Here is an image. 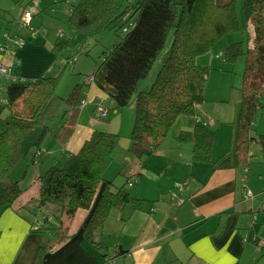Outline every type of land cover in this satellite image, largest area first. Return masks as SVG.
I'll use <instances>...</instances> for the list:
<instances>
[{
	"label": "trees",
	"instance_id": "obj_1",
	"mask_svg": "<svg viewBox=\"0 0 264 264\" xmlns=\"http://www.w3.org/2000/svg\"><path fill=\"white\" fill-rule=\"evenodd\" d=\"M66 3L67 22L81 35L77 44L82 49L96 43L104 31L122 27L123 37L102 52L92 82L113 100L115 108L135 103L131 150L145 158L156 151L180 115L193 113L195 106L203 102L209 71L207 66L198 65L196 58L212 50L227 34L241 29L237 0L225 3L216 0H71ZM242 10L245 23L249 21L252 26L253 37L246 51L236 161L238 156L240 161L246 158L247 143L253 141L248 137L249 128L264 102V0H243ZM59 40L61 38L54 44L58 51L72 50L70 39ZM239 45L240 42L226 48V61L233 62L243 54ZM156 62L161 66L151 87L144 90L141 85ZM56 85V77L41 76L28 81L21 94L6 104L9 115L0 133V209L11 208L22 195L21 177L15 176L17 168L25 156L36 165L41 156L40 146L48 133H53L44 121L56 98ZM82 88L78 85L70 94L68 102L73 108L83 101ZM98 105L105 110L104 103L98 102L95 117ZM72 130L62 126L57 134L62 145ZM179 139L192 141L193 160H210L213 135L205 126L196 124L191 131L180 133ZM258 142L264 148V136H260ZM118 143L117 134L93 131L79 151L70 154L62 166L52 165L41 172L34 201L38 212L35 211L34 217L48 205L54 206L55 212L46 213L44 220L38 215L34 218L37 232H53L58 242L67 241L70 236L65 222L77 211L85 210L89 216L80 231L83 238L98 251H106L104 244L96 241V236L111 212L122 211L138 201L125 188L128 180L117 188L112 181L103 179ZM32 147L35 151L29 153ZM40 262L38 255L33 264Z\"/></svg>",
	"mask_w": 264,
	"mask_h": 264
},
{
	"label": "crops",
	"instance_id": "obj_2",
	"mask_svg": "<svg viewBox=\"0 0 264 264\" xmlns=\"http://www.w3.org/2000/svg\"><path fill=\"white\" fill-rule=\"evenodd\" d=\"M62 10L61 8L59 11ZM2 29L0 23V31ZM59 35L62 39L65 36L63 33ZM2 38L3 36L0 37V44L3 43ZM42 38L37 40L32 36L25 37L23 47L9 54L0 53V62L3 60L8 64L9 77L8 80L0 78L1 104H8L17 98L26 82L45 74L54 77L63 69L62 64L59 67L60 57L48 46L49 37L46 35L44 40ZM94 71L83 83L84 97L78 107L80 111L76 122L81 119L86 106L92 107L93 116L98 102L114 103L90 81ZM213 109L215 108H210L211 115L206 120H198V114L192 127L197 124L209 129H219L220 126L214 120L216 113ZM195 112L194 108V115ZM238 115L234 118L236 122ZM87 119L91 133L96 131L92 129L100 123L94 117ZM74 127L76 128L75 125ZM3 128L4 125L0 122V131ZM191 129L181 130L180 133ZM60 130L61 128L53 133L55 137L48 140L45 149L40 146L41 156L34 164V185L21 188L23 193L11 208L0 209V264H33L38 255L41 257L40 264H264V148L258 140L252 142L257 141L261 145L253 143L261 148V152L258 151L257 155L252 151L248 152L249 155L246 153V157H250L249 162L240 167V164L234 166L229 157L222 163L203 162L206 164L198 165L197 169L195 160L187 161L183 155H178V158L175 155L170 158L172 160L165 158L166 154L157 156V168L171 172L175 183L180 176L187 182L182 192L183 202L178 204L172 198L173 201L168 202L162 192H156L154 197L160 199L158 205H149L145 212H137L139 219L135 222L134 239L128 244L117 242L115 248L118 251L112 257L107 250L111 246L105 242L104 232L107 231L109 235L119 231L122 234L126 219L121 213L112 211L96 236V241L106 247L103 252L90 246L80 232L89 216V212L85 210L77 211L71 220L65 222L66 233L70 236L67 241L58 242L53 232L42 233L35 230L34 220L37 215L34 217V213L37 210L34 201L38 194V176L43 170L55 165L56 161L67 159L75 151L74 147L71 148L72 137L64 145L60 143L57 138ZM189 142L193 144L191 140ZM44 143L45 141L42 145ZM156 155L155 151L149 158ZM252 157L254 160H251ZM179 158L181 161L177 163ZM235 162H241L239 156ZM147 171V179L141 177L143 170L138 167L125 179L123 186L128 180L127 185L133 187L136 198L146 197L141 194L144 184L160 179L159 173L152 168ZM131 179H136V188ZM246 191H250L251 197H245ZM153 207L155 208L152 209ZM44 212L52 214L55 212L54 206L48 205Z\"/></svg>",
	"mask_w": 264,
	"mask_h": 264
},
{
	"label": "rangeland",
	"instance_id": "obj_3",
	"mask_svg": "<svg viewBox=\"0 0 264 264\" xmlns=\"http://www.w3.org/2000/svg\"><path fill=\"white\" fill-rule=\"evenodd\" d=\"M218 3L229 2L230 0H216ZM243 0H237L236 13L240 21L241 29L236 32L227 34L225 37L219 40L217 44L207 53H204L196 58L198 65L207 66L209 74L206 77L205 89H204V100L201 104L195 107V115L193 113H187L180 115L164 141L156 149V156L151 158L145 156H139L131 150L132 142L130 140V133L132 130L134 116H135V103L132 102L126 107L115 108V104L112 102L104 103V108L106 110L107 116L105 118H97L92 116V107L86 106L81 119L76 122V117L80 111V108H73L68 102L70 94L72 91L80 85L82 88L83 83L88 80V76L93 73L96 68V64L100 59L102 52L114 46L117 42L123 37L122 27L117 29H110L104 31L96 43L89 46H85L86 49H82L81 45L77 44L80 40L81 35L76 33L71 26L68 24V4L66 0H0V23L2 24L3 29L0 31V37L5 33L10 36H20V37H31L29 29L20 27V19L24 11L32 12L33 18L31 26L34 29V37L37 40L45 39V36L49 37L50 44L48 45L54 51V54L57 57H60L59 67L63 66V69L58 71L54 76L57 78L56 85V98L52 101L51 106L48 108V113L45 118V126L51 130L53 133H56L62 126H67L68 129L74 127L70 138L72 137L71 148L74 147V152L77 153L81 148L84 140L88 139L91 134V127L88 126V119L94 117L97 123H100L93 127L92 130H98L103 132H110L117 134L119 136V143L112 155V161L108 166L107 170L103 173V179L107 181H112L113 185L116 187H122L125 179L129 177L131 172L137 167L140 170H143L141 177L147 179L148 168H152L153 171L159 173L160 179L156 182L144 184L142 187V195L146 197H135L134 189L132 186L126 185L125 188L135 197L138 201L134 204L127 205L130 208L125 207L122 211L113 210L114 213L122 214L123 218L126 219V225L123 227L122 234L116 232L115 234H109L104 232L105 242L110 244L108 252L115 256L118 249L115 248L117 242L129 243L134 239V230L135 222L139 219L137 217V212H145L146 208L149 205L157 206L160 199L154 197V194L158 191L163 193V197L168 202L176 200L178 203L179 200L183 202L182 192L175 188V184H181L186 186L187 182L184 180V177H177V183L173 181V175L171 172H165L156 167V157L165 155V158H171L175 155H183L184 159L191 161L193 154V144L189 141H182L179 139L181 130L193 129L192 123L197 121L196 116L200 114L198 118L201 120H206L208 115H211L210 108L213 109V112L216 113L214 120L215 123L220 127L215 129L214 127L208 128V132L213 135V142L211 145L210 151V160L207 161H195L194 163L198 165L206 164L211 162H225L229 157V160H233V164H240V166H246L249 162V156L241 160V162H235L236 155V141H237V122L236 119L241 105V95H242V86L244 83V74L246 67V51L247 47L250 44V40L253 37V29L250 25V22L244 21L243 10H242ZM62 11H59L60 9ZM46 31V33H43ZM63 33L64 38L59 41L65 42L67 39L71 40L73 45L72 50L63 49L58 51L54 44L57 42V36ZM240 42L239 47L242 49L243 54L239 55L235 61L230 62L226 61L224 58V51L230 45ZM44 44H47L46 42ZM84 47V48H85ZM80 49L81 52H80ZM88 54H85V52ZM61 54V56H59ZM161 66L160 62H156L153 69L149 73L147 79L142 83L141 88L148 90ZM44 77H53L51 74H45ZM27 82L23 84L26 86ZM81 92H83L81 90ZM110 101H113L109 97ZM74 99L72 100V102ZM217 102V103H216ZM77 103V101H75ZM73 108V109H71ZM71 113H74V116H69ZM9 112L6 108V104L0 103V122L3 123L5 128L4 119L7 118ZM195 116V119H194ZM236 116V117H235ZM87 117V118H86ZM91 121V120H90ZM86 124L88 129H86ZM188 125V126H187ZM3 128V130H4ZM75 129V130H74ZM90 129V132H89ZM191 129V130H192ZM1 130L0 133L3 131ZM190 130V131H191ZM182 132V131H181ZM53 133L45 137V143L41 145L42 149L50 138L54 139ZM88 134V135H87ZM264 136V102L263 107L258 111L256 118L253 120L250 128L248 137H252L253 140H258L259 137ZM258 145H260L257 141ZM254 142L247 143V154L248 152H253L254 155H257L258 151L261 152V148L257 145H253ZM261 146V145H260ZM35 147H32L29 150L34 152ZM73 152V153H74ZM153 155V154H152ZM151 155V156H152ZM249 155V154H248ZM66 159L61 161H56V166H62ZM172 160V159H170ZM254 160V157L251 158ZM181 159H177V163ZM206 162V163H203ZM47 167V166H46ZM45 167V168H46ZM35 166L32 164L28 156H25L21 164L18 166L15 176L18 178L21 177L20 188H26V185H34ZM133 183L136 182V179H131ZM147 183V180H144ZM136 188V183L134 184ZM36 189V186L34 187ZM175 193L177 198H173L172 194ZM187 194V193H186ZM30 197H33L31 195ZM157 198V199H156ZM171 198L173 200H171ZM153 207L152 209H154ZM37 214V213H36ZM40 220L46 218V212H40L37 214ZM115 250V252H114ZM112 255V257H114Z\"/></svg>",
	"mask_w": 264,
	"mask_h": 264
},
{
	"label": "built area",
	"instance_id": "obj_4",
	"mask_svg": "<svg viewBox=\"0 0 264 264\" xmlns=\"http://www.w3.org/2000/svg\"><path fill=\"white\" fill-rule=\"evenodd\" d=\"M31 19H32V12L25 11L23 12L19 23H20V27L29 29L30 36L34 37V33H33L34 29L31 26ZM43 33H46V31H43ZM59 38H61V35H59ZM2 39H3V43L0 44L1 54H9L25 45V38L20 37V36L12 37L9 34L5 33ZM0 78H4L6 80L9 79L8 64H6L3 60L0 62ZM92 80H93V75L90 76V81ZM96 117L99 119L105 117V110L100 105L97 106ZM175 188L178 189L179 191H183L184 185L176 184ZM172 197L177 198V195L173 193ZM245 197H251L250 191H246ZM181 203L182 201L179 200L178 204H181Z\"/></svg>",
	"mask_w": 264,
	"mask_h": 264
}]
</instances>
